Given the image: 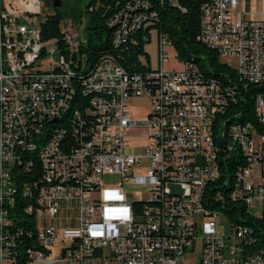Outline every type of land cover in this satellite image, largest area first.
<instances>
[{
    "label": "built area",
    "instance_id": "obj_1",
    "mask_svg": "<svg viewBox=\"0 0 264 264\" xmlns=\"http://www.w3.org/2000/svg\"><path fill=\"white\" fill-rule=\"evenodd\" d=\"M9 2L0 0V264H185L194 244L198 264H264V247L250 249L251 228L236 223L223 238L221 213L205 207L207 189L216 187L215 199L226 189L249 215H264V20L237 14V0H204L200 8L198 41L240 80L262 89L254 98V124L221 119L234 96L200 78L193 66L165 72L161 66L171 47L156 34L155 69L145 77L128 75L110 59L99 60L90 76L76 75L81 96L91 95L88 105L75 110L64 128L48 131L75 81L69 52L77 37L65 33L68 53L53 57L40 41L39 24L29 22L39 0H22V10L8 8ZM144 96L150 108L137 121L128 100ZM80 115L91 121L77 129L72 145L69 128ZM211 123H219L223 161H243L230 177L226 169L217 176ZM41 136H49L45 149H38ZM133 136L146 140L142 155L126 144ZM27 152L34 156L24 162ZM33 165L34 181H17ZM112 174L148 188L139 211L121 184L103 187L102 177ZM8 178L19 183L21 210L33 219V246L22 260L13 249L18 216ZM170 183L180 190L167 188Z\"/></svg>",
    "mask_w": 264,
    "mask_h": 264
},
{
    "label": "trees",
    "instance_id": "obj_2",
    "mask_svg": "<svg viewBox=\"0 0 264 264\" xmlns=\"http://www.w3.org/2000/svg\"><path fill=\"white\" fill-rule=\"evenodd\" d=\"M202 4H204V0H89L81 11V14L86 15L82 28L83 39L80 42L77 40V46L69 52L72 58V69L75 73L73 75L75 81L71 82L73 91L64 100L65 111H62L61 116L58 117V122L48 125V130L55 131L61 127L64 128L75 110L83 111L88 105L91 95L86 98L81 96L82 83H78L79 79L76 75L90 76L91 70H94L95 63L99 60L108 58L126 74L145 77L151 71L148 56L144 52V46L149 42L151 32L166 38L174 51L175 58L183 66H193L203 80L216 83L223 91L234 96L233 100H227L224 112L220 116L221 119H225L228 124L240 121H249L254 124V98L262 89L259 85L240 80L237 74L232 73L218 62L216 52L198 41ZM52 11L53 13L47 15L39 24L40 41L44 49H48L44 46L45 44L52 45L58 53L67 54L68 51L63 40L65 33L61 32L59 28L64 12H60L59 9ZM121 25L124 26V31L114 42L115 34L123 30ZM85 118L84 115H80L79 120L73 118L74 128H69L71 136L67 137V139L72 137V145L76 134H78L77 129H82L91 121L90 115H88V119L85 120ZM211 131L214 134L215 147L217 146L219 176H224L226 169L230 177L239 166L243 165V161L241 157L232 156L227 158L225 163L223 158L226 157V148L221 143L219 123H212ZM27 155L24 157V162L32 160L34 156L29 152ZM22 157L23 154L20 156L21 160ZM31 168V172L20 173L22 182H33L34 173L32 172H36L35 165ZM18 187L15 186L12 190L13 195L11 194V199L15 203L12 208L14 216H18L13 225L16 233L14 236L16 244L13 249L17 258L22 260L26 250L33 246L31 241L34 239V227L32 214H25L21 210L25 202L19 201L21 190ZM217 189L216 187L207 189L205 207L208 210H218L227 219L230 227L237 223L251 228L254 243L250 249L263 248L264 215L260 218L249 215L240 202L231 200L226 189L219 190L222 199H215ZM133 204L134 212L142 208L140 206L142 202Z\"/></svg>",
    "mask_w": 264,
    "mask_h": 264
},
{
    "label": "rangeland",
    "instance_id": "obj_3",
    "mask_svg": "<svg viewBox=\"0 0 264 264\" xmlns=\"http://www.w3.org/2000/svg\"><path fill=\"white\" fill-rule=\"evenodd\" d=\"M89 0H76L73 2L72 7L70 5H63L59 11L64 12V16L62 21L59 24L60 31L63 33L71 34L77 37L78 42L82 41V28L84 27V23L86 20V15L81 14V11L84 9L85 5ZM53 11L50 7L45 5V2L41 4L39 7L38 13L36 15H32L30 17V23L37 26L47 15L52 14ZM49 50L53 53V57H55V49L52 45L45 44ZM54 49V52H53ZM144 52L148 56L149 66L151 69H155L157 67L158 59H157V41L156 34L154 32L150 33L149 42L144 46ZM165 60L162 63V68L165 72H180L183 70V65L179 60H177L174 56V51L172 48H168L165 50ZM132 116L137 121H143L146 117L147 111L150 108V103L148 97H137L130 98L127 104ZM145 139L143 137H131L126 140V144L129 150L134 151L136 154H143V146L145 143ZM121 184V189L125 193L126 196L131 198V204L140 203L142 199H146L148 194V188L140 185H132L129 182H121L118 175H104L102 177V185L106 188H117L118 185ZM172 191H179V186L174 183H170L167 185ZM217 223L219 235L223 238L230 237L233 231L230 229L229 222L224 217L223 214L217 213ZM52 256L54 258L58 257V244H56L52 249ZM198 256L199 251L197 250L196 244H194L193 250L191 252L186 251L184 254V262L185 264H198Z\"/></svg>",
    "mask_w": 264,
    "mask_h": 264
},
{
    "label": "crops",
    "instance_id": "obj_4",
    "mask_svg": "<svg viewBox=\"0 0 264 264\" xmlns=\"http://www.w3.org/2000/svg\"><path fill=\"white\" fill-rule=\"evenodd\" d=\"M47 1L50 0H39V4L47 5ZM76 0H59V6L56 9H60L63 5H70L72 7V3ZM8 8H12L14 10H22L25 8V3L22 0H10L9 4L7 5ZM235 12L244 13L246 17L254 20H264V0H237V7Z\"/></svg>",
    "mask_w": 264,
    "mask_h": 264
},
{
    "label": "bare ground",
    "instance_id": "obj_5",
    "mask_svg": "<svg viewBox=\"0 0 264 264\" xmlns=\"http://www.w3.org/2000/svg\"><path fill=\"white\" fill-rule=\"evenodd\" d=\"M217 54V53H216ZM200 75V74H199ZM200 78H201V76H200ZM72 86H71V82H70V87H69V89H68V91H67V96H69L68 94H70V93H72V89L73 88H71ZM66 96V97H67ZM66 99V98H65ZM72 102V101H71ZM64 104V101H63V103H62V111H65V109H64V107H65V105H63ZM62 114V113H61ZM61 116V115H60ZM59 116V117H60ZM61 119H63L62 117H61ZM58 117H52V118H50L49 119V123H48V125H50V124H52L53 122H58ZM65 120V119H64ZM61 122V121H60ZM66 123V122H65ZM59 125V124H58ZM57 126V125H56ZM64 126V125H63ZM51 127V126H50ZM54 127H55V125H54ZM59 127V126H58ZM63 127H61V129H62ZM49 129V128H48ZM52 129V128H51ZM60 129V128H59ZM211 130H212V123H211ZM210 130V140H211V143H212V146H215V143H214V134H213V131H211ZM49 131V130H48ZM211 132H212V135H211ZM215 133V132H214ZM49 143V136H41V138L39 139V141H38V149H45L46 148V145ZM217 147V146H216ZM215 147V151H216V155H215V167H216V169H217V176H219L220 174H219V165H218V152H217V148ZM20 174H17V181H19V182H22L21 181V178H20V176H19ZM33 179V178H32ZM34 181V180H33ZM7 186H8V190H9V193H10V195L12 194V190H14V188H15V186H19V183L18 182H15V178H8L7 179ZM19 188V187H18ZM21 190V189H20ZM18 191V190H17ZM17 193V192H16ZM13 195V194H12ZM17 195V194H16ZM15 196V195H14ZM13 196V197H14ZM19 196V195H18ZM21 196V195H20ZM12 197H10V206H11V209L14 207V202H13V200L11 199ZM134 205V204H133ZM13 210V209H12ZM13 215H14V211H13Z\"/></svg>",
    "mask_w": 264,
    "mask_h": 264
},
{
    "label": "water",
    "instance_id": "obj_6",
    "mask_svg": "<svg viewBox=\"0 0 264 264\" xmlns=\"http://www.w3.org/2000/svg\"><path fill=\"white\" fill-rule=\"evenodd\" d=\"M43 1V0H41ZM47 5L50 6V8H58L59 6V0H50V1H47Z\"/></svg>",
    "mask_w": 264,
    "mask_h": 264
},
{
    "label": "flooded vegetation",
    "instance_id": "obj_7",
    "mask_svg": "<svg viewBox=\"0 0 264 264\" xmlns=\"http://www.w3.org/2000/svg\"><path fill=\"white\" fill-rule=\"evenodd\" d=\"M51 9L53 10V9H56V8H51Z\"/></svg>",
    "mask_w": 264,
    "mask_h": 264
}]
</instances>
